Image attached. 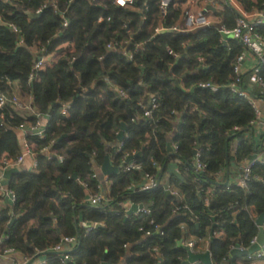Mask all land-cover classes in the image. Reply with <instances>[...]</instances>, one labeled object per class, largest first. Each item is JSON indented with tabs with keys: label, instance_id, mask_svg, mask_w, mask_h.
I'll list each match as a JSON object with an SVG mask.
<instances>
[{
	"label": "trees",
	"instance_id": "1",
	"mask_svg": "<svg viewBox=\"0 0 264 264\" xmlns=\"http://www.w3.org/2000/svg\"><path fill=\"white\" fill-rule=\"evenodd\" d=\"M187 1L173 0L164 15L161 0H133L127 8L113 0H0L3 21L20 32L0 25V94L9 95L16 87L33 99L46 121L43 139L26 136L36 168L11 177L7 189L14 201L0 206V252L12 248L32 264H101L103 257L106 264H183L188 252L182 225L202 219L214 222L213 233L224 230L233 246L252 245L259 233L256 219L264 214V163L254 164L244 187L237 177L228 186L221 181L227 163L240 170V177V161L255 152L264 155V134L257 145L254 110L228 85L238 79V90L262 100L264 88L249 83L254 71L235 73L245 48L216 26L171 30L180 26V6ZM238 2L246 11L264 12V0ZM220 16L225 28L234 27L229 6ZM257 31L264 34V25ZM110 42L121 50L108 51ZM42 47L53 58L31 79L38 59L33 50ZM124 51L133 54L131 61ZM257 74L264 83V65ZM208 82L217 91L200 86ZM152 99L158 107L144 118ZM1 114L0 153L16 158L22 151L17 128L24 121L33 124L35 116L9 104L0 108ZM122 125L125 137L117 142L122 144L117 152L114 142ZM169 142L176 151L167 150ZM197 145L203 170L194 167ZM45 147L63 160L43 154ZM132 152L142 170L124 172L122 155ZM106 156L118 171L107 175V201L96 207L88 199L102 191L96 170ZM170 164H176L181 178L166 172ZM162 168L155 188L127 190L144 174L159 178ZM166 185L182 199L168 194ZM126 204L145 206L149 214L127 215ZM78 216L99 227L78 228ZM63 238L80 242L54 251Z\"/></svg>",
	"mask_w": 264,
	"mask_h": 264
},
{
	"label": "built area",
	"instance_id": "2",
	"mask_svg": "<svg viewBox=\"0 0 264 264\" xmlns=\"http://www.w3.org/2000/svg\"><path fill=\"white\" fill-rule=\"evenodd\" d=\"M9 0H4V2H7ZM23 1H29V0H20ZM173 0H161L160 5L163 14L165 15L167 8L172 4ZM228 6L235 12V25L233 28L228 29L225 28L223 23L220 24V27L218 28L220 33L235 41H239L243 47L245 48V51L238 57L237 63L234 66L233 70L235 73L240 74L244 72L242 69V64L247 58L254 59L256 63V67L253 70L254 72L249 76V83L252 85H256L258 87L264 88V83L261 77L258 76V67L264 65V34H261L257 31L259 27L264 25V12L258 11L257 9H252L249 11H246L243 7L240 6L238 0H226ZM113 3L116 6L127 8L130 5H132L133 0H113ZM46 5H43L40 9L36 11V13H41L43 8H46ZM62 28L67 27V20L65 18V14H62ZM0 25L5 26L9 28L14 33H20L18 28L11 23L3 21L2 17L0 16ZM215 26L212 21L210 20L209 16L206 14H194L190 10H185L183 12V23L180 26H174L171 28L172 31H193L196 29L201 28H208ZM163 28L156 29L157 32L162 31ZM106 49L108 51H120L121 45L117 42H110L107 44ZM140 51V48L137 47L136 51ZM35 55L38 57V59L35 61L32 73L30 74V78L32 79L38 71L44 69L45 65L49 63L52 58V56H45V49L39 48L33 50ZM124 55L127 57L129 61L132 60L133 54L128 53L124 51ZM247 72V71H245ZM239 83L238 79H236L234 82L230 83L228 85L229 90L240 96L245 98L249 104L251 105L252 109L254 110L255 114V122L259 120L261 117L262 111L260 108V104L264 103V100L262 99H252L246 92L242 90L237 89V84ZM7 84L9 86H16L12 81L7 80ZM202 88L209 89L211 91H217V87L215 85H212L211 83H204L200 85ZM10 94H0V108H3L5 105L9 104L11 105L12 109L19 112V113H30L31 115L35 116V122L29 123L27 121H24L21 125L18 126L17 132L21 135V139L23 141L22 145V151L19 156L16 158H10L6 154L0 153V193H3V195L8 198L11 202L14 201V197L12 193L4 186L1 185V181L3 179V173L5 171H8L10 169L19 168L25 161L26 158L32 157V167L33 169L36 168L37 163L35 161V155L31 152L27 142H26V136L28 134H34L37 135L39 138H44L45 135V124L43 121V117L36 111L35 107L33 106V99L31 97H24L20 94V91L18 89H15L13 91H9ZM120 96L123 98H126V95L123 92L118 91ZM68 105V104H66ZM158 107V104L155 102L154 99L150 100L148 102V105L144 107V118H150L153 110H155ZM61 115L67 116V106L64 108L61 112ZM0 118L3 119V114L0 115ZM254 122V123H255ZM252 123V124H254ZM234 131H238L237 128L234 129ZM125 137V136H124ZM262 144V143H261ZM237 143L234 145L236 147ZM173 152L177 150V147L175 145H171ZM234 147V148H235ZM122 144L117 143V152H121ZM194 167L197 170H203L205 168V165H202L200 163L201 153L199 149H194ZM43 154H45L48 157H56L59 159V161H62L63 158L61 155L51 152L49 147H45L41 151ZM256 154L257 157H260V160L254 159V160H244L241 165L242 174L237 179V183L244 187L249 176L252 173V167L254 164L258 162L264 163V155L253 153L252 155ZM136 153L132 152L131 154L124 153L121 158V168L124 172H132V171H141V165L136 163L134 161V158L136 157ZM155 165V164H154ZM177 171V170H176ZM98 174V173H97ZM94 177V176H93ZM143 181L140 183H131L127 190L128 191H147L155 188L160 182L159 178H156L153 175L150 174H144L142 176ZM104 182L106 183L105 186L108 188L109 179L107 175H104ZM221 183H224L221 181ZM83 187L86 188V183H82ZM229 183L227 184V186ZM102 188V187H101ZM166 190L171 193L172 195H176L182 199V197L170 187V185H166ZM107 194V193H106ZM106 194H104L102 191L99 193L92 194L88 202L92 206L98 207L100 205V201H107ZM205 204H207V200H205ZM129 205V204H126ZM184 208H187L186 206H183ZM136 213H145L149 214V211L147 209H141L138 210ZM134 214V213H133ZM183 229H185V226L182 225ZM93 228V227H92ZM90 229V228H89ZM264 234V229H263ZM6 237L3 236V239ZM78 238H63L61 243L59 245H56L53 247L54 251H61L62 246H68V247H74L71 246L73 244H76ZM257 238H255L252 241V245L256 242ZM182 244V242H181ZM186 248H189L192 250L195 247V242H186L183 243ZM76 246V245H75ZM16 254V252L12 248L5 249L3 252H0V264H27L29 261L26 259L23 260L22 263H18V261L13 259V256ZM249 258H253L259 261L264 260V243L259 247V250L255 252L253 255L249 256ZM64 260H68V255L63 256Z\"/></svg>",
	"mask_w": 264,
	"mask_h": 264
},
{
	"label": "crops",
	"instance_id": "3",
	"mask_svg": "<svg viewBox=\"0 0 264 264\" xmlns=\"http://www.w3.org/2000/svg\"><path fill=\"white\" fill-rule=\"evenodd\" d=\"M225 6H228L226 0H188L186 3L180 6V9L182 13L185 10H190L194 14H199V13L206 14L207 16H209L212 23L215 26H217L222 24L223 22L222 21L223 18L220 16V13L223 11ZM182 23H183V18L180 21V25H182ZM255 67H256V63L252 58H247L242 64V69L244 71H253ZM25 97L27 98V96ZM260 108L262 111L261 117L257 122L253 124V128H252V134L256 140L257 145H261V143H263V139L261 138L262 135L264 134V103L260 104ZM43 121L45 124L46 121L44 119ZM19 140L22 149L23 141L21 139L20 134H19ZM32 160H33V156L26 158L24 163L18 169L21 172L32 171L33 170ZM242 162H244V160H242ZM242 162L240 161L239 163L240 169H241V165L243 164ZM100 168L101 166H99L96 171L103 185L101 188L102 192L106 194L108 189L105 186L106 183L104 182V175H102ZM235 168L236 167L232 166L230 168L228 166V173L231 174V176L229 175L228 177L229 183L232 182V180L236 179V177L237 179L239 177L238 175L240 173L239 172L240 170H236ZM222 175L224 177V181H226L225 171L223 172ZM167 176H168L167 173L164 174V177ZM0 198H1L0 206L10 207L11 201L6 200V197L3 196V193H0ZM79 217L80 216H78V219L76 220L78 224L80 222ZM82 221L84 222L83 219ZM213 227H214V222L208 219L199 220V222L195 224L194 223L191 224V222L186 223L185 225L186 232L184 236L185 243L195 242V247L192 249L194 253L204 254L208 251L210 253L211 264H264V260L259 261L253 258L251 259L249 257L242 258V257H233L232 255H230V250L233 248V245L231 244V241L227 238L226 232L224 230H216L211 235ZM13 259L18 261V263H22L24 257L21 254L16 253L13 256ZM196 264H201V263H196Z\"/></svg>",
	"mask_w": 264,
	"mask_h": 264
},
{
	"label": "water",
	"instance_id": "4",
	"mask_svg": "<svg viewBox=\"0 0 264 264\" xmlns=\"http://www.w3.org/2000/svg\"><path fill=\"white\" fill-rule=\"evenodd\" d=\"M216 27L219 28L220 25H217ZM123 137H124V125L121 126V130L118 133L116 141L114 142V144L116 145L117 142H119L120 140L123 139ZM170 139H171V137L169 138V140ZM198 148H199V145H197L195 149H198ZM167 150L170 152L172 151V146H171L170 142L168 143V149ZM193 153H195V150ZM255 153H257V152H255ZM137 156L138 155H136V157ZM254 159L260 160V157H257L256 154L251 155L249 157V160H254ZM100 169H101L102 175H107V174H110L111 172L118 171L117 168L112 167L107 156L104 158L103 165L101 166ZM18 172H20V170L18 168L5 171L3 173V179L1 181V185L7 188L9 185V181H10L11 177ZM163 172H164V168H162V170H161V173L159 176V181H160V178L162 177ZM166 172L169 173L170 175H174L176 177L181 178L180 175L178 174V172L176 171V164H170L168 166ZM225 174H226V179H227V177H228V163L226 165ZM223 184H224V186H227L228 181L226 180ZM168 194H169V192H168ZM6 200H9V199L6 198ZM126 208H127V215H131L133 213H136L138 210L145 209V206L129 204L126 206ZM79 221H80L79 224H78V222H76L78 224L77 225L78 228H86L87 229V228H92V227H96V228L99 227V225H93L91 223H84L82 221L81 216L79 217ZM263 223H264V214L260 215L256 219V224L259 226V233H258L256 242L253 245H251L248 249H241L240 245L237 244V245L233 246V248L230 250V255H232L233 257L246 258V257L253 255L255 252H257L259 250V247L264 243ZM11 224L9 226H11ZM212 233L213 232H211V235H212ZM79 242H80V239L78 238L76 244H73L71 246H75V245L79 244ZM185 249L188 252V257H187L186 261L183 262V264H196V263L211 264L210 253L208 251L204 254H195L189 248H185ZM43 255H45V253H42L40 256H43ZM32 262H33V260L29 261L27 264H32ZM101 264H106L104 257L102 259Z\"/></svg>",
	"mask_w": 264,
	"mask_h": 264
}]
</instances>
